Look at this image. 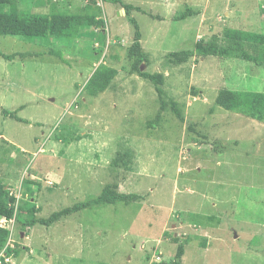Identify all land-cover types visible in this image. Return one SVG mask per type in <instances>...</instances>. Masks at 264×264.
Here are the masks:
<instances>
[{
	"label": "rangeland",
	"instance_id": "obj_1",
	"mask_svg": "<svg viewBox=\"0 0 264 264\" xmlns=\"http://www.w3.org/2000/svg\"><path fill=\"white\" fill-rule=\"evenodd\" d=\"M124 2L141 9L132 16L143 71L161 74L160 83L133 71L134 27L125 9L105 0H19L23 12L83 14L102 24L81 27L70 43L0 36L3 53L34 54L0 58V106L22 108L30 122L0 114V182L16 208L41 219L106 186L124 196L52 226L15 222L9 264H153L161 252L162 263L173 264L180 243L181 264H264V123L216 104L224 88L264 92V65L169 57L199 40L224 45L225 28L264 34V0ZM187 8L195 15L176 21ZM100 66L115 74L93 93L86 85Z\"/></svg>",
	"mask_w": 264,
	"mask_h": 264
},
{
	"label": "trees",
	"instance_id": "obj_2",
	"mask_svg": "<svg viewBox=\"0 0 264 264\" xmlns=\"http://www.w3.org/2000/svg\"><path fill=\"white\" fill-rule=\"evenodd\" d=\"M105 1L120 5L125 9L127 19L134 27L133 42L128 50V57L132 61L133 71L137 72L144 79H149L157 83L162 82L163 76L161 74L150 75L143 71L147 60L142 49V34L137 20L132 16L134 10L141 12V9L132 4L125 3L124 0ZM194 15L195 12L193 9L187 8L176 17V21H183ZM93 24L102 25L100 22H95V18L92 16L60 13L46 15L23 12L19 8V0H0V36L3 37H15L29 43L50 39L63 40L70 43L79 35V29L81 27ZM223 41L224 45L220 46L215 41L206 43L203 40H199L195 50L170 53L169 57L171 61L178 64L186 63L190 58L197 55L199 57L215 56L237 59L252 62L258 66L264 65V34L225 28L223 31ZM51 53L54 55L52 51ZM56 56H59V53ZM29 57H34V54L30 52L5 54L0 51V58L7 61H13L17 58L25 60ZM114 74L115 70L107 68L106 66H100L86 87L93 93H101L107 89ZM216 104L226 111L241 114L252 120L264 123V92L236 91L224 88L219 91ZM176 106V104H173L174 113L180 119H183L182 113L176 109ZM21 109L11 111L0 106V114L11 120L30 124L28 120L18 115ZM160 123L161 118L159 115L153 122H149L148 125L150 128H155ZM123 198L124 196L121 193L110 186H106L98 197L86 202H80L73 207L65 208L59 212H54L50 218L36 219L32 216L31 219H27L22 215L23 209L19 206L16 208V197L9 190H6L5 185L0 182V217L7 219L15 218L16 222L28 228H33L37 224L52 226L65 216L91 206L113 205ZM26 205H30V212L34 213L37 211V207L34 204L28 203ZM7 235V230L0 229V242L4 241ZM184 255L185 245L180 243L176 252V261L173 264H181Z\"/></svg>",
	"mask_w": 264,
	"mask_h": 264
},
{
	"label": "built area",
	"instance_id": "obj_3",
	"mask_svg": "<svg viewBox=\"0 0 264 264\" xmlns=\"http://www.w3.org/2000/svg\"><path fill=\"white\" fill-rule=\"evenodd\" d=\"M15 218L7 219L5 217L0 218V228L6 229L8 231V237L6 238V245L0 252V264H9L11 263V255L8 252L9 248H14L16 241L14 239V226H15ZM162 252L154 256L153 264H161L162 263ZM159 261V262H157Z\"/></svg>",
	"mask_w": 264,
	"mask_h": 264
},
{
	"label": "water",
	"instance_id": "obj_4",
	"mask_svg": "<svg viewBox=\"0 0 264 264\" xmlns=\"http://www.w3.org/2000/svg\"><path fill=\"white\" fill-rule=\"evenodd\" d=\"M123 12V11H122ZM238 236L237 235H235V238H237Z\"/></svg>",
	"mask_w": 264,
	"mask_h": 264
}]
</instances>
